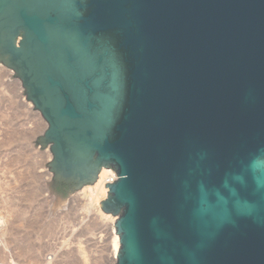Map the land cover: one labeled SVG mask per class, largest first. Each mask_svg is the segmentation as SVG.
Masks as SVG:
<instances>
[{"label":"water","instance_id":"1","mask_svg":"<svg viewBox=\"0 0 264 264\" xmlns=\"http://www.w3.org/2000/svg\"><path fill=\"white\" fill-rule=\"evenodd\" d=\"M0 66L49 196L117 172L116 264H264V0H0Z\"/></svg>","mask_w":264,"mask_h":264},{"label":"rangeland","instance_id":"2","mask_svg":"<svg viewBox=\"0 0 264 264\" xmlns=\"http://www.w3.org/2000/svg\"><path fill=\"white\" fill-rule=\"evenodd\" d=\"M0 69L10 71L3 66ZM3 74H0V264H107L108 247L98 242V235L105 229L108 240L109 230L93 216L88 220L85 217L83 222L80 212L85 202L78 200L64 218L59 208L52 210L54 202L49 199L47 186L52 182V174L46 168L52 154L49 147L42 151L40 145L35 147L47 124L34 107L27 112L20 99L13 97L20 81L12 75L13 82L9 83ZM22 95L25 97L24 90ZM77 194L74 192L67 199Z\"/></svg>","mask_w":264,"mask_h":264},{"label":"bare ground","instance_id":"3","mask_svg":"<svg viewBox=\"0 0 264 264\" xmlns=\"http://www.w3.org/2000/svg\"><path fill=\"white\" fill-rule=\"evenodd\" d=\"M0 74H3L9 83L13 82V81H11L12 80L11 77L13 75L12 71L7 72L6 70L4 71V69L3 70L0 69ZM14 87L16 88V85ZM20 87L18 89H16L17 91L14 93L13 97L20 99V102L22 103V105H24V107H26L27 112H29V111L32 112L33 104L31 102H28L27 99L25 97H23V95H22L23 88H20ZM13 90L14 89H12V91ZM107 176H108V170L103 169L95 184H93L92 186L84 187L83 189H81L80 192H77L78 194L76 196H73L70 199H67L66 201L58 200L57 198H55V196L53 194L49 196V199L51 198V200H53V202H54V206H53L52 210H54V208H56V209L59 208V210H61L63 212L62 213L63 218H64V215L65 216L67 215V211H69L70 208L75 206V203H77L78 200H82L83 202H85L84 205L82 206V211L80 212V214L84 216L83 222L85 223L86 218L88 220L89 218H91L93 216L96 219H98L101 223H104L107 225V229L109 230V233H108L109 234V237H108V241H109L108 252L109 253H108V255L110 257H112L115 254V252L118 253V251L120 250L121 243H120V236H119V234L115 228V225H114L116 218H113L111 215L105 213L101 207V203L108 196V187L104 186V184H103L104 178H107ZM48 193L50 194L49 190H48ZM55 216H57V215H55Z\"/></svg>","mask_w":264,"mask_h":264},{"label":"built area","instance_id":"4","mask_svg":"<svg viewBox=\"0 0 264 264\" xmlns=\"http://www.w3.org/2000/svg\"><path fill=\"white\" fill-rule=\"evenodd\" d=\"M108 170V176L107 178H104L103 184L104 186H106V184H113L115 181L118 180V174L116 171H114L113 169H107ZM108 193H109V188H108ZM107 199V198H106ZM113 218H116L115 220V228H116V222L118 220V216H114L112 214H110ZM106 231L105 229L103 231H100L99 235H98V242L103 245L108 247V240H107V236H106ZM120 250L117 252H115V254L110 257L109 255L107 256V264H116L118 261V255H119Z\"/></svg>","mask_w":264,"mask_h":264},{"label":"trees","instance_id":"5","mask_svg":"<svg viewBox=\"0 0 264 264\" xmlns=\"http://www.w3.org/2000/svg\"><path fill=\"white\" fill-rule=\"evenodd\" d=\"M52 186L58 192H61L65 197H67L71 193V191H69V190L67 191V190L63 189L62 187L58 186L56 183H54Z\"/></svg>","mask_w":264,"mask_h":264},{"label":"flooded vegetation","instance_id":"6","mask_svg":"<svg viewBox=\"0 0 264 264\" xmlns=\"http://www.w3.org/2000/svg\"><path fill=\"white\" fill-rule=\"evenodd\" d=\"M58 185V184H57ZM58 186H60V187H62L63 189H65V190H69L70 191V187L69 186H65V185H58Z\"/></svg>","mask_w":264,"mask_h":264}]
</instances>
